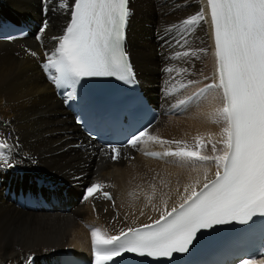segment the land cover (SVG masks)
Returning <instances> with one entry per match:
<instances>
[{"label":"bare ground","instance_id":"obj_1","mask_svg":"<svg viewBox=\"0 0 264 264\" xmlns=\"http://www.w3.org/2000/svg\"><path fill=\"white\" fill-rule=\"evenodd\" d=\"M202 1L205 0H162L161 3L160 0H131L130 54L153 103L156 105L160 101L166 104L156 105L162 111L207 82L218 83L211 25L203 12L206 11V5H202ZM0 4L1 13L7 17L31 15L38 20L48 19L49 26L42 35L44 48H48L49 42L53 46L56 41L53 37L60 35L69 16L68 12L54 11L53 0L50 1L51 10L46 17L41 16V0H0ZM201 10L204 20L191 33L174 27ZM157 14L162 28L157 26V19H154ZM155 35L158 38H154ZM34 51L35 55L32 54ZM158 51L164 52L165 57L159 59L156 55ZM42 52L41 45L33 35L24 40L0 41V132L26 156L27 163H36V168L41 172L50 175L51 179L63 181L64 185L73 183L72 188L66 190L70 197V208L23 210L3 196L2 187L5 183L0 185V264H27L36 260L40 264L42 256L51 258L56 249L69 248L81 254L89 253L92 231L87 230L85 224H95L100 236L106 239L132 226L153 222L182 203L193 191V185L196 190L206 182L204 174H209L207 165L209 168L212 166L211 161H207L200 170L203 177L198 173L192 175L180 167L172 166V161L178 157L171 156L168 161H160L129 147L119 149V155L112 160L111 150L88 141L56 97L54 88L45 80L41 68ZM183 52L189 55L177 56V53ZM167 68L175 70L170 73L166 71ZM203 69V80L190 84ZM160 72L166 73L165 78L160 77ZM185 84L191 86L183 92L181 85ZM214 90L217 96L208 98L205 109L199 110L198 116L195 114L192 117L193 110L188 111L182 116H189L191 120L177 127L169 125L166 131L157 134L158 140H150V136L157 137L156 133L151 135L152 131L166 119L162 115L158 123L151 127L144 146L168 148L174 152L178 148L176 143H161L159 141L162 139L159 138L166 137L163 141L174 138V142H183L181 147L187 145L190 148L193 140L199 137L200 141H211L219 151L222 150L223 145L219 142L223 139L221 130L226 125L213 123V119L217 109L222 107L223 100L221 90ZM208 94L214 93L209 89L204 95ZM202 96L199 94L198 98ZM179 118L181 116H169V120ZM208 147L211 149V144ZM186 162L182 160L181 166L184 167ZM156 165L169 167L172 180L153 187H146L137 181L139 176L154 175ZM217 170L207 176V180ZM92 174H96L99 177L97 179L111 183L114 206L105 201H95V205H92L90 199L83 202L81 196L77 198L81 188L93 181ZM19 178L25 182L32 180V177L24 174H20ZM64 188L61 186L59 192L65 191ZM80 217L85 218V222L78 228L76 219Z\"/></svg>","mask_w":264,"mask_h":264},{"label":"snow or ice","instance_id":"obj_2","mask_svg":"<svg viewBox=\"0 0 264 264\" xmlns=\"http://www.w3.org/2000/svg\"><path fill=\"white\" fill-rule=\"evenodd\" d=\"M53 2L54 11L71 14L64 34L53 37L57 46L48 56L46 67L54 70L53 83L57 87H74L82 77L104 76L130 80L132 69L124 50L125 28L132 14L129 0ZM207 3L214 28L219 76L218 83L207 85L200 90V95L211 88L222 91L223 104L216 111V122L226 125L221 130L223 139L219 142L223 149L218 152L215 143H202L197 137L194 150L187 145L181 147L183 142L175 141L177 150L166 151L163 155L191 163L212 161L222 171L218 170L210 181L205 174L206 182L200 190L196 191L193 185V191L179 208L163 214L155 221V227L146 225V231L129 229L127 233L122 231L119 236L106 239L100 236L99 229H94L95 264H106L122 253L154 259L172 258L173 254L187 253L202 229L231 221L246 223L256 215H264V0H207ZM203 20L201 10L174 27L191 33ZM48 26L45 20L40 32ZM180 55L189 53H177ZM174 70L166 69L170 73ZM144 135V132L139 133L129 144L135 147ZM149 139L158 140L151 136ZM209 144L211 151L217 154H202ZM13 147L7 140H0V149H8L9 154ZM111 150L119 155L115 147ZM0 162V171L14 167L4 151H0ZM100 188L101 185L93 184L87 189L85 199ZM103 195L111 199L107 192Z\"/></svg>","mask_w":264,"mask_h":264},{"label":"rangeland","instance_id":"obj_3","mask_svg":"<svg viewBox=\"0 0 264 264\" xmlns=\"http://www.w3.org/2000/svg\"><path fill=\"white\" fill-rule=\"evenodd\" d=\"M162 2V0H160V3ZM163 2H164V0H163ZM181 3H183V2H180V4ZM183 8V7H182ZM185 9V8H184ZM161 13V11H160V9H159V14ZM159 14H157V16H154V19H157L156 21H157V26H160L161 28H162V26H161V24H162V22H161V20H160V16H159ZM159 16V17H158ZM203 25V24H202ZM158 38V35H155V37L154 38ZM39 45H40V43H38ZM44 48V47H43ZM156 55H157V57L159 58V59H162V58H164L165 57V53L164 52H161V51H158L157 53H156ZM203 74H205V71H204V69L203 70H201V74H200V76H198V77H195L191 82L192 83H190V84H193V82H197V81H200V80H203L202 78H204L205 76L203 75ZM165 76H166V73L165 72H160V77L161 78H165ZM207 77V76H206ZM210 77L212 78L213 77V75L212 76H209L208 77V79H210ZM202 83V82H201ZM207 83H209V82H207ZM190 84H187V85H184L183 87H182V90H183V92L184 91H187L189 88H190ZM198 84H200V82L198 83ZM210 85H212V83L210 84ZM200 86V85H199ZM162 87V83L160 84V88ZM197 87V86H196ZM203 87V86H202ZM186 89V90H185ZM210 90H212L213 91V93L214 94H212V95H204L203 94V96L200 98V99H203V100H201V101H203V102H201L200 101V104H199V106L198 107H196L195 109H194V107H192L191 109H190V111L189 112H191V110H193L192 111V115H190V116H192V117H194L195 116V114H196V116H198V114H199V110H203V109H205V105H207V102H208V98H214V97H216L217 96V94H216V92H215V90H214V88H211ZM209 91V90H208ZM199 99V100H200ZM206 99V100H205ZM156 105H160V106H163V105H166L165 103L164 104H162L160 101H159V103H156ZM167 105H171V104H167ZM195 111V112H194ZM183 116H185V115H183ZM183 116H181V118H179V119H176V120H169V117L167 118L166 116V119L165 120H163L162 122H160V124L158 125V127H156L153 131H152V133H151V135H153L154 133H157V134H161L162 133V130H165L166 131V128H167V126H169V125H171V127H173V126H175V127H177L179 124H184L186 121H188V120H191V117H183ZM176 118H178V117H176ZM205 118V117H204ZM214 121H213V123H219V122H216L217 121V117H214V119H213ZM184 122V123H183ZM221 123H223V122H221ZM166 124H168V125H166ZM71 130V129H70ZM155 131V132H154ZM68 132V131H67ZM70 135H74V134H70ZM164 138V137H163ZM73 140V139H72ZM74 141V140H73ZM162 141H163V139H162ZM166 141H171V142H173V143H167V144H171V145H173L174 144V138H169V139H167ZM202 143H206V142H203V141H201ZM195 144H197V140H193V142H192V144H191V146H190V149H193L194 150V147H195ZM208 149V150H207ZM204 151V152H203ZM208 152H210L211 153V149L209 148V147H207V148H204L203 150H202V154L204 153V155H206ZM218 152H219V150H218ZM180 158L179 159H176V160H174L175 161V165H173V162L174 161H172V166L173 167H180V168H182L181 170H183V171H185V172H189V173H191L192 175L193 174H196V173H199L200 172V170H202L203 168H201V167H203V166H205L207 163L206 162H204V164H199L200 162H196V163H191V162H186V165L184 166V167H182L181 166V163H182V160H181V162H180ZM95 161H96V159L94 160V163H95ZM124 161V160H123ZM199 164V166H200V168H197V165ZM37 166V165H36ZM122 166H125V163H122ZM193 166V167H192ZM38 167V166H37ZM189 167V168H188ZM154 169H155V171H154V175H151V176H147V177H144V176H139V177H137V181H139L141 184H143V185H145L146 187H153V186H155V184L157 185V184H160V185H162V184H164V183H166V182H169V181H171L172 180V177L170 176V169H169V167H167V166H158V165H156L155 167H154ZM135 171H137V169H134ZM191 170V171H190ZM91 178H99V177H96V174H92L91 175ZM167 180H166V179ZM29 181H31V180H29ZM29 181H27V182H29ZM161 182V183H160ZM179 184V183H178ZM78 199L80 198V194H79V197H77ZM87 202V201H86ZM86 202L84 203V204H86ZM114 206V205H113ZM56 211H58V210H56ZM95 211V210H94ZM85 218H83V217H80V218H77L76 220H77V227L78 228H81L82 227V224H84V222H85V220H84ZM112 220V219H111Z\"/></svg>","mask_w":264,"mask_h":264}]
</instances>
